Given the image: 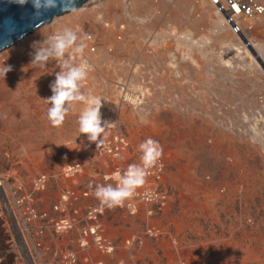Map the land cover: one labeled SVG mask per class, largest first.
<instances>
[{
	"label": "rangeland",
	"instance_id": "obj_1",
	"mask_svg": "<svg viewBox=\"0 0 264 264\" xmlns=\"http://www.w3.org/2000/svg\"><path fill=\"white\" fill-rule=\"evenodd\" d=\"M65 27L86 44L82 91L112 122L98 147L78 131L81 103L51 125L44 98L60 69L31 64L34 42ZM244 34L210 0H87L1 50L12 70L0 75V264H61L68 250L76 264H264V47ZM148 137L163 155L138 190L156 187L164 203L135 193L132 210L100 209L115 249L82 245L95 184L139 163ZM60 218L71 226L58 232Z\"/></svg>",
	"mask_w": 264,
	"mask_h": 264
},
{
	"label": "clouds",
	"instance_id": "obj_2",
	"mask_svg": "<svg viewBox=\"0 0 264 264\" xmlns=\"http://www.w3.org/2000/svg\"><path fill=\"white\" fill-rule=\"evenodd\" d=\"M24 4L27 0H15ZM36 15L42 14L58 6V0H32ZM65 7L66 0H60ZM31 53V64L34 67H47L54 60L60 71L55 73V79L50 83L52 95L44 98L49 105L47 119L54 127L62 126L66 116L77 103L84 105L77 116L76 123L80 134H86L89 142L99 146L112 122L102 120V99L94 98L90 93L82 91L83 82L88 78L90 66L86 62L76 63L77 56H83L86 44L72 28L65 27L62 31L49 35L42 41L34 42ZM10 65L0 67V75L5 77L11 71ZM139 163H131L122 172L114 174L115 184H95L94 196L103 208L109 210L123 207L125 201L134 197L136 191L142 188L150 174V170L158 165L163 155V148L157 140L151 137L139 143ZM162 166V165H160ZM108 179V177H105ZM90 187L92 183L90 182Z\"/></svg>",
	"mask_w": 264,
	"mask_h": 264
},
{
	"label": "built area",
	"instance_id": "obj_3",
	"mask_svg": "<svg viewBox=\"0 0 264 264\" xmlns=\"http://www.w3.org/2000/svg\"><path fill=\"white\" fill-rule=\"evenodd\" d=\"M210 2L216 8L217 13L222 15L224 23L230 28V30L234 34H239V35L244 34L245 33L244 22L246 20H250L262 16L264 14L263 0H210ZM80 168L81 166L79 163L72 164L70 165V168L68 167V169H66V174L73 176L75 173H77L80 170ZM47 181H48V176L45 174H41L35 178L34 185L37 187V189H40L41 187L45 186ZM0 189L1 192H3V188L0 187ZM141 191L142 190H137L136 193L143 194L144 199L146 201L157 200V202L160 203L161 205L164 203L163 198H165V196L162 195L161 192L158 191L156 187H153L152 189H148L147 192L146 191L141 192ZM68 195H74V192L70 191ZM13 200L15 203L23 201L22 199H19L15 196H13ZM133 204L134 203L132 201L125 202V205L129 207L131 210L132 208H135V205ZM100 209H102L104 212L103 207L100 208L94 207L89 209L88 218L93 220L94 222L90 226L84 229V241L82 242V245L87 246L88 245L87 238H90V240L93 242L94 246L98 250L104 253L111 254L115 249V244L105 233L106 230L105 228H103L102 224L95 220V218H98L99 213L102 212V210ZM31 219H33V217L30 215L21 218L22 223L24 222L23 224L24 226H26L27 229H29L30 227L29 221ZM18 224L21 227L20 220ZM56 224H57V229H59L58 232H61L65 228L71 226L69 219H63V218L62 219L60 218V220ZM60 257L62 260L61 264H76L78 262V255L76 251L68 250L63 255L60 254ZM87 259H90V257L86 256L84 258V262ZM105 261L96 260L92 264H106ZM34 264H42V262H37ZM44 264H53V263L47 261ZM115 264H125V263H123L122 261H117Z\"/></svg>",
	"mask_w": 264,
	"mask_h": 264
},
{
	"label": "water",
	"instance_id": "obj_4",
	"mask_svg": "<svg viewBox=\"0 0 264 264\" xmlns=\"http://www.w3.org/2000/svg\"><path fill=\"white\" fill-rule=\"evenodd\" d=\"M87 0H66L63 7L58 0V6L37 16L32 0L20 4L15 0H0V51L14 44L25 34L32 32L40 24L49 23L57 15H61L79 7Z\"/></svg>",
	"mask_w": 264,
	"mask_h": 264
},
{
	"label": "crops",
	"instance_id": "obj_5",
	"mask_svg": "<svg viewBox=\"0 0 264 264\" xmlns=\"http://www.w3.org/2000/svg\"><path fill=\"white\" fill-rule=\"evenodd\" d=\"M246 21H249L244 24L246 30L245 33L248 36V39H250L252 44L257 45L262 49L264 47V14Z\"/></svg>",
	"mask_w": 264,
	"mask_h": 264
},
{
	"label": "bare ground",
	"instance_id": "obj_6",
	"mask_svg": "<svg viewBox=\"0 0 264 264\" xmlns=\"http://www.w3.org/2000/svg\"><path fill=\"white\" fill-rule=\"evenodd\" d=\"M216 9V8H215ZM224 21V20H223ZM247 22H249V21H246V22H244V24L245 23H247ZM244 28H245V26H244ZM205 35V34H204ZM236 35H239V34H236ZM243 35V34H242ZM205 37V36H204ZM206 38V37H205ZM244 38H245V40L247 41L246 43H247V45L249 46V45H251V43H250V39H248L247 37H246V34H244ZM243 42V41H242ZM192 57V56H191ZM235 57V56H234ZM193 59V58H192ZM193 61L194 62H197V60H195V59H193Z\"/></svg>",
	"mask_w": 264,
	"mask_h": 264
}]
</instances>
